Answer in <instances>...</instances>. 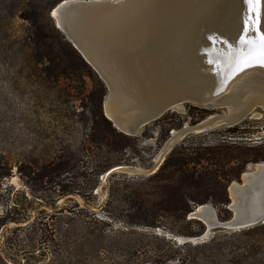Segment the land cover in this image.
Returning <instances> with one entry per match:
<instances>
[{
	"label": "rangeland",
	"instance_id": "374dc122",
	"mask_svg": "<svg viewBox=\"0 0 264 264\" xmlns=\"http://www.w3.org/2000/svg\"><path fill=\"white\" fill-rule=\"evenodd\" d=\"M54 1L0 0V159L9 173L0 180V257L7 264H264V229L217 228L203 241H188L177 232L197 227L161 210L153 174L115 169L152 167L174 131L224 111L183 104L131 136L134 148L112 153L107 138L94 136L100 116L93 99L103 94V109L108 94L100 76L83 66L52 73L49 62L34 56L24 16L35 11L46 25ZM256 111L259 116L189 134L175 146L185 143L194 157L200 147L264 143V111ZM197 162L189 168H219ZM213 207L220 221L233 215ZM191 213L187 221L198 220Z\"/></svg>",
	"mask_w": 264,
	"mask_h": 264
},
{
	"label": "water",
	"instance_id": "95a60500",
	"mask_svg": "<svg viewBox=\"0 0 264 264\" xmlns=\"http://www.w3.org/2000/svg\"><path fill=\"white\" fill-rule=\"evenodd\" d=\"M262 1L252 4L248 0H239L244 10L236 15L235 21L237 29L241 25L243 28L235 42L221 33V25L217 24L206 30L200 26L191 46L184 34L168 31L163 25H158L152 16L140 19L139 13L135 15L133 10L135 16L128 12L118 20L123 0H61L50 9L49 14L56 28L100 76L108 92L109 82L115 77H121L123 82L125 80L126 87L131 82L141 89L143 96L139 107L129 116L113 117L105 106L108 94L103 101L104 115L122 133L136 136L146 125L180 104L192 103L224 111L212 114L194 125L183 126L164 144L160 151L162 156L157 161L154 159L152 167L139 169L118 166L116 170L136 175L154 174L175 144L185 136L206 132L216 126H235L246 117L255 116L253 111L257 107H262L264 111V102L251 103L243 110L235 111L233 104L222 99L234 79L245 71L254 67L264 71V66L257 62L261 35H264L259 18ZM86 30H91V36L84 33ZM243 57L256 59L252 61V66L240 70L238 65ZM231 109L233 111L230 112ZM259 164V169L247 171L249 175L254 176L264 168V161L254 166ZM233 182L241 185L244 179L241 177L240 182ZM203 205L211 207L213 218L199 211ZM227 208L233 212L232 217L220 221L211 204H199L191 217L202 221L206 229L205 233L190 241L200 240L212 229L240 230L264 224V212L239 213L232 200Z\"/></svg>",
	"mask_w": 264,
	"mask_h": 264
},
{
	"label": "trees",
	"instance_id": "16d2710c",
	"mask_svg": "<svg viewBox=\"0 0 264 264\" xmlns=\"http://www.w3.org/2000/svg\"><path fill=\"white\" fill-rule=\"evenodd\" d=\"M60 1L55 0L48 6L47 15L45 12L46 25L41 23L39 15L35 11L24 16L25 19L30 20L32 25L30 41L34 46V56L40 62H49L52 73H73L83 66L95 74L91 66L71 45L65 35L56 28L52 17L48 15V9H51ZM48 30L59 36L57 42ZM66 47L71 50V54L66 51ZM98 81L103 87V83L99 78ZM98 96V99H93L95 112H98L100 116V119L94 121V136L97 139L101 137V141L107 138V146L112 153L134 148L131 144V136L118 131L104 115L102 109L103 94ZM184 145L185 143L176 145L160 168L149 177V180L157 183L159 191L156 196L160 199L161 210L173 213L175 218L187 222L188 229L192 226L197 227L196 231H190L189 229L188 231L177 232L179 235L187 236L186 238H192L201 235L205 227L200 220L189 219L187 221V216L199 204L207 203L217 208H225L229 212L227 209L230 203L229 184L232 180H241V175L248 164L264 161V143L245 145L241 142H235L231 144L221 143L214 148L200 147L195 152L194 157H190L188 153L190 150ZM204 159L214 162L220 169L204 167L199 170L197 167L189 168L190 161L193 160L196 163ZM118 162V160H113L111 164ZM124 162H127V160ZM231 162L232 165L227 166ZM3 167H6V163L3 159H0V180L2 177L9 175L8 171H3ZM163 180L169 182L164 183ZM257 229H264V224H258L249 230ZM0 261L7 264L1 257Z\"/></svg>",
	"mask_w": 264,
	"mask_h": 264
},
{
	"label": "bare ground",
	"instance_id": "6f19581e",
	"mask_svg": "<svg viewBox=\"0 0 264 264\" xmlns=\"http://www.w3.org/2000/svg\"><path fill=\"white\" fill-rule=\"evenodd\" d=\"M120 9L118 20L128 12L133 16L139 13L140 19L152 16L154 21L159 23L158 25H163L168 31L184 34L189 46L194 44L200 26L206 30L210 26L221 25L220 32L228 35L230 40L234 42L243 28L240 24L241 26L237 29L235 21L236 15H240L244 10L243 6L239 5V0H123ZM133 10H135V15ZM259 18L260 27L264 29V0ZM88 31L86 30L84 33L91 36V30ZM130 83L126 87L127 82L125 80L123 82L121 77H115L109 82V96L105 100V106L107 112L115 118L122 115L129 116L136 112L135 109L139 107L141 95L143 96L142 91L134 83ZM131 85L134 86L130 88ZM222 99L233 104L235 111H241L251 103L264 102V71L257 67L248 69L234 79ZM178 106L181 104L176 107ZM256 109L253 111V115L259 116L260 113ZM233 110L231 109L230 112ZM176 134L177 131H174L172 135L175 136ZM161 154L156 161L160 159ZM259 166L260 164L256 165L255 169ZM242 178L244 179L243 184L239 185L233 182L229 186L230 198L237 211L239 213L264 212V168L255 173L254 176L249 175L246 171L242 174ZM199 211L208 213L211 218L214 217L209 206L203 205L201 208L199 207ZM209 233L207 231L203 239H206ZM186 239L191 240V238ZM199 241L201 240L196 242Z\"/></svg>",
	"mask_w": 264,
	"mask_h": 264
},
{
	"label": "snow or ice",
	"instance_id": "6c2138e0",
	"mask_svg": "<svg viewBox=\"0 0 264 264\" xmlns=\"http://www.w3.org/2000/svg\"><path fill=\"white\" fill-rule=\"evenodd\" d=\"M249 3L258 4L260 0H248ZM256 59L255 57H243L241 58L238 67L243 70L245 67L252 66V61ZM261 66H264V35H261L260 43V55L257 61Z\"/></svg>",
	"mask_w": 264,
	"mask_h": 264
},
{
	"label": "built area",
	"instance_id": "2783aa9c",
	"mask_svg": "<svg viewBox=\"0 0 264 264\" xmlns=\"http://www.w3.org/2000/svg\"><path fill=\"white\" fill-rule=\"evenodd\" d=\"M201 241H203V238L202 239H200Z\"/></svg>",
	"mask_w": 264,
	"mask_h": 264
}]
</instances>
